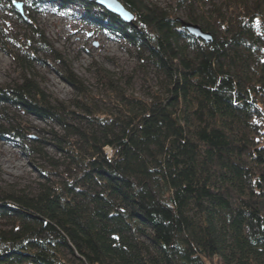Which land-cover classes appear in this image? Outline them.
Returning a JSON list of instances; mask_svg holds the SVG:
<instances>
[{
    "label": "trees",
    "instance_id": "1",
    "mask_svg": "<svg viewBox=\"0 0 264 264\" xmlns=\"http://www.w3.org/2000/svg\"><path fill=\"white\" fill-rule=\"evenodd\" d=\"M27 1L31 13L53 3L82 8L161 82L135 97L97 70L113 99L97 110L82 101L89 92L64 58L14 10L36 40L11 55L23 76L0 89V136L21 145L41 182L0 189V264H264V0H235L230 17L178 0L210 42L143 0H119L131 25L105 9L93 14L95 1ZM38 52L65 69L80 99L46 95L30 74ZM7 105L53 126L55 158Z\"/></svg>",
    "mask_w": 264,
    "mask_h": 264
},
{
    "label": "rangeland",
    "instance_id": "2",
    "mask_svg": "<svg viewBox=\"0 0 264 264\" xmlns=\"http://www.w3.org/2000/svg\"><path fill=\"white\" fill-rule=\"evenodd\" d=\"M143 1L150 6H158L171 14L174 13L178 19L191 23L188 18L189 11L179 6L178 0ZM197 1L201 6L202 3L207 5L206 11L210 8L213 11L220 8L227 17L233 15V11L236 10L235 0ZM27 2L11 0L0 9V89L19 83L23 73L11 55L16 53L19 46L36 40L32 35V29L19 21L18 15L14 12L18 11L15 4H22L21 14L44 35L51 47L64 58L66 65L87 88L89 96L82 101L93 108L107 110L113 102L111 94L99 80L97 70H105L115 86L130 96H148L160 87V78L152 67L140 62L138 52L108 29L102 30L99 26L89 23L82 8L78 6L64 8L59 3H53L43 7L39 12L31 13ZM97 7L93 14H98L99 8L105 9L99 5ZM102 25L106 27L105 24ZM39 46L33 45V49H38ZM35 58L40 62L31 67L30 74L37 79L46 95L55 102L67 104L80 99L76 91L63 79L65 69L60 64L47 57L44 52H38ZM6 108H9L10 117L14 116L23 124L32 139L46 140V150L50 156L54 158L57 156L47 134L53 128L51 124H45L36 116L26 115L23 111L11 109L9 105ZM2 111L0 107V126H5L1 120ZM6 138L0 136V189L34 191L41 182L38 172L21 145L9 140V137ZM106 153L111 156L112 150L106 149ZM35 162L42 164L40 158H36ZM91 251L92 254H96L93 249ZM77 255L83 256L80 251H77ZM95 258L91 260L97 263ZM69 259L75 260L71 255Z\"/></svg>",
    "mask_w": 264,
    "mask_h": 264
},
{
    "label": "water",
    "instance_id": "3",
    "mask_svg": "<svg viewBox=\"0 0 264 264\" xmlns=\"http://www.w3.org/2000/svg\"><path fill=\"white\" fill-rule=\"evenodd\" d=\"M86 2L89 1H95L97 5L102 6L105 8L108 12L116 15L119 17L124 23L126 24H133L135 16L130 11H128L125 6L119 1V0H83ZM17 10L22 13V4H15ZM178 21L182 24L183 28L186 29L192 36L196 38H200L206 42H210L212 39V36L206 32H204L200 26L187 23L181 19H178Z\"/></svg>",
    "mask_w": 264,
    "mask_h": 264
},
{
    "label": "snow or ice",
    "instance_id": "4",
    "mask_svg": "<svg viewBox=\"0 0 264 264\" xmlns=\"http://www.w3.org/2000/svg\"><path fill=\"white\" fill-rule=\"evenodd\" d=\"M101 2H103V0H101Z\"/></svg>",
    "mask_w": 264,
    "mask_h": 264
}]
</instances>
